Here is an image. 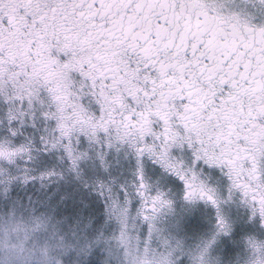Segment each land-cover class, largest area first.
<instances>
[{"label":"snow or ice","instance_id":"1","mask_svg":"<svg viewBox=\"0 0 264 264\" xmlns=\"http://www.w3.org/2000/svg\"><path fill=\"white\" fill-rule=\"evenodd\" d=\"M0 264H264V0H0Z\"/></svg>","mask_w":264,"mask_h":264},{"label":"rangeland","instance_id":"2","mask_svg":"<svg viewBox=\"0 0 264 264\" xmlns=\"http://www.w3.org/2000/svg\"><path fill=\"white\" fill-rule=\"evenodd\" d=\"M18 227L20 229H23L25 227V223L24 222H20L19 225H18Z\"/></svg>","mask_w":264,"mask_h":264}]
</instances>
